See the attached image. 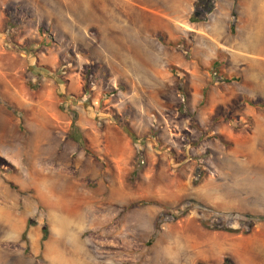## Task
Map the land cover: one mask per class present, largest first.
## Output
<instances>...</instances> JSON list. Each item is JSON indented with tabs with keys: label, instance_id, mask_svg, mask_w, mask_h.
Wrapping results in <instances>:
<instances>
[{
	"label": "rangeland",
	"instance_id": "obj_1",
	"mask_svg": "<svg viewBox=\"0 0 264 264\" xmlns=\"http://www.w3.org/2000/svg\"><path fill=\"white\" fill-rule=\"evenodd\" d=\"M216 1L0 0V264H264V0Z\"/></svg>",
	"mask_w": 264,
	"mask_h": 264
},
{
	"label": "crops",
	"instance_id": "obj_2",
	"mask_svg": "<svg viewBox=\"0 0 264 264\" xmlns=\"http://www.w3.org/2000/svg\"><path fill=\"white\" fill-rule=\"evenodd\" d=\"M185 1H186V6H184ZM196 1L197 0H173L172 9L177 13L176 14L177 18L172 17L171 21L174 23V25L176 26L177 29L181 28L182 30H184L183 29L184 27L189 28V25L191 24V22H190L191 13L193 12L194 5H195ZM217 3L218 2L216 1L214 10L217 7ZM180 8L185 9L183 14H181L182 12L179 11ZM206 23L208 24L207 27L209 28L211 21H207V22H205V24ZM214 25L215 24L211 25L210 28H211V31H213L215 33L216 30L214 29ZM205 31H208V30H205ZM205 31L201 30L200 34L206 35L214 44H217V42L213 41L215 39L212 38V36H210V33L208 32V34H207ZM165 33L168 35L167 32H165ZM177 33H179V32H177ZM171 38L174 40L177 39L175 36H171ZM217 45L223 46L222 43H218ZM259 233H261V234H259ZM259 233H258L259 235H262V236H260L259 240L264 245V231H260ZM253 242H254V237H252V236L251 237L250 236H237L235 238V242H234L232 249H231V252H232L231 254H233V256L235 257L237 264H241V259L242 260L245 259L243 256H247L248 258L250 257L249 256L250 253H248V252H249L250 247L252 246ZM210 254L211 253H206V255L205 254H203V255H204V257H206Z\"/></svg>",
	"mask_w": 264,
	"mask_h": 264
},
{
	"label": "trees",
	"instance_id": "obj_3",
	"mask_svg": "<svg viewBox=\"0 0 264 264\" xmlns=\"http://www.w3.org/2000/svg\"><path fill=\"white\" fill-rule=\"evenodd\" d=\"M214 2L215 0H197L195 2V9H194V12L190 18L191 22H198V21H203V20H206L207 16L209 13H211L214 9ZM231 31L232 33H234V25L231 26ZM158 36L160 37V39L163 41V42H166V37L163 33H158ZM94 71H92V69H89V74L93 73ZM264 105V103H262ZM121 127L122 129L125 131V132H128L130 133V135L134 138V134L131 133L130 131V128L125 125V124H121ZM86 151L88 153H91V149L89 148H86ZM186 213H182L181 215H184ZM249 219L250 222H253L252 223V226H254L255 224L257 223H260V222H263L264 220V216H249ZM251 226V227H252ZM157 232L152 236V238L148 241V244H151L155 239L156 237L158 236V232L160 230V224L157 225ZM215 230H223V231H226V232H230V233H235V234H239L240 233V229H235V228H232V227H229L228 225H224L223 227H218L217 229ZM252 229H249L248 231H243L244 234H249L251 232ZM25 236V235H24ZM225 263L226 264H233L232 260L230 258H227L225 260Z\"/></svg>",
	"mask_w": 264,
	"mask_h": 264
},
{
	"label": "bare ground",
	"instance_id": "obj_4",
	"mask_svg": "<svg viewBox=\"0 0 264 264\" xmlns=\"http://www.w3.org/2000/svg\"><path fill=\"white\" fill-rule=\"evenodd\" d=\"M60 210V209H59ZM70 211V210H69ZM71 212V211H70Z\"/></svg>",
	"mask_w": 264,
	"mask_h": 264
}]
</instances>
